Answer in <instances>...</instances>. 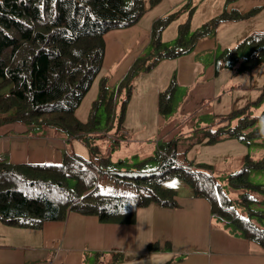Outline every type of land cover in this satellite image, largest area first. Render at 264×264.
<instances>
[{
	"label": "trees",
	"instance_id": "1",
	"mask_svg": "<svg viewBox=\"0 0 264 264\" xmlns=\"http://www.w3.org/2000/svg\"><path fill=\"white\" fill-rule=\"evenodd\" d=\"M158 1L149 0V6ZM234 1L237 0H225L226 6ZM190 4L187 0L186 5ZM262 8L256 6L240 12L225 7L194 30V5L155 18L148 47L133 61L116 89L109 87L107 77L100 75L104 35L137 24L147 11L145 0H0V126L20 123L29 128L58 129L67 137L89 144L90 155L85 158L66 151L56 163H14L0 155V221L42 227L46 221L64 220L75 212L96 216L102 223L132 224L137 210L151 203L169 208L179 206L177 190L164 185L165 180L179 176L190 186L194 197L209 202L212 215L233 224L239 236L264 247V185L249 180L251 169H264V157L254 159L245 155L237 170L230 172V187L240 190L237 198L232 199L215 181L210 165L194 163L185 151L178 152L179 137L160 143L153 156L136 162L132 169H126L123 160L113 163L110 155L100 149L101 145L94 142L103 137L102 119L111 122L109 128L116 121V132L120 131L138 74L150 71L161 60L188 54L199 39L215 34L221 23L249 19ZM178 11H187V18L179 24L173 44L166 45L162 32ZM259 64H264V31H254L236 46L222 50L214 59V71L216 75L226 69L251 71ZM98 74V95L91 103L87 119L82 121L75 111ZM176 89L174 76L157 96L159 113L171 112ZM119 93L125 95L121 100ZM262 122L264 108L257 117L244 122L258 123L257 127L241 134L238 126L232 134L240 135L242 140L259 137L264 142ZM221 135L223 132L209 136L207 142H214ZM151 159L156 162L154 168H148ZM103 176L132 185L135 191L103 192L98 185ZM234 202L244 209L243 214ZM159 248L158 242L148 244L150 250ZM122 255L114 252L97 264L115 263Z\"/></svg>",
	"mask_w": 264,
	"mask_h": 264
},
{
	"label": "crops",
	"instance_id": "2",
	"mask_svg": "<svg viewBox=\"0 0 264 264\" xmlns=\"http://www.w3.org/2000/svg\"><path fill=\"white\" fill-rule=\"evenodd\" d=\"M256 6H264V0H237L226 9L246 12ZM262 13L264 10L258 14ZM154 19L142 17L135 25L113 29L104 35L101 75L107 77L109 87L118 84L137 56L148 47ZM244 22L221 23L215 34L199 39L188 54L161 60L150 71L138 74L133 81L132 95L135 96L136 91L145 93L149 89L146 81L138 89L139 83L142 78L152 79L151 73L156 71L153 79L156 82L152 85L155 106L159 92L174 76L176 92L186 91V96L178 103L182 112L193 111L217 99L218 91L226 84L220 73L226 70L216 75L214 59L236 40L258 30L247 31ZM229 78L232 80L230 72ZM210 110L204 106L195 111ZM162 123L159 137L168 140L176 136L171 131L173 123L166 120ZM29 137L23 124H3L0 126V155L14 163L49 161L36 155ZM66 147L63 144L61 148ZM176 199L179 206L175 208L154 203L139 208L132 224L102 223L96 216L75 212L64 220L46 221L42 227L15 226L0 221V264H97L117 251L122 252L121 259L104 264H264V247L239 236L226 221L212 215L205 198L194 197L191 192L177 193ZM152 242H158L160 248L148 249Z\"/></svg>",
	"mask_w": 264,
	"mask_h": 264
},
{
	"label": "rangeland",
	"instance_id": "3",
	"mask_svg": "<svg viewBox=\"0 0 264 264\" xmlns=\"http://www.w3.org/2000/svg\"><path fill=\"white\" fill-rule=\"evenodd\" d=\"M145 2L147 11L143 18H148V20L150 17L157 18L169 14L183 6L184 10H186L194 5L195 12L193 11V14L195 13V15L194 24L191 25L192 30L221 13L226 7L225 0H190V6L186 5L187 0H160L152 7L149 6V0H145ZM262 10H264V6ZM178 12V15L171 20L162 36V41L166 45L173 44L178 34L179 24L187 18V11ZM258 20H260L259 23H257ZM244 21L243 24H246L247 31L253 29L264 31V13H257ZM227 37L229 38L228 35ZM242 40L243 38L236 40L227 48L236 46ZM153 72L151 77H154L145 80L142 78L138 87L139 89L143 81H146V86L149 89L145 93L136 91L135 96L132 95L127 101L125 117L120 131L116 132V121L113 123L112 128H109L111 122L106 123L105 119H102L101 133L103 137L95 138L94 142L101 145L100 149H102L103 153L110 155L113 163L123 160L126 162L125 168L132 169L136 162L153 156L158 145L163 141H167L163 137L158 136L164 126L162 122L166 120L167 123L174 124L171 129L176 135L174 137H179L178 152L181 154L185 151L186 157L194 161V163L210 165L215 181L222 186L228 196L232 199L237 198L240 190L230 187L228 183L230 172L237 170L238 164L241 163L245 155H250L254 159L264 157V142L261 138L242 140L240 135L232 134L233 129L238 126L241 127L240 133L246 134L259 125L258 123L246 125L244 122L247 119L257 117L264 108V97H261L264 87V64L255 66L251 71L236 70L234 75L229 69L220 73V78L226 84L218 91L217 99H212L204 105L212 109L208 112L195 111L200 110L204 106L198 107L193 111L182 112L178 103L184 99L186 91L179 90L175 92L172 99L171 112L168 114L159 113L157 103L155 106L153 102L152 85L156 82L153 80L156 77V71ZM229 72L232 80L229 78ZM100 75H97L91 88L75 111L76 116L82 121L87 119L91 103L98 95ZM108 79L110 80V78ZM216 81L219 82V80ZM115 87L117 89L118 85ZM118 96L120 100L125 97L124 93L121 95L119 93ZM119 104L121 105V101ZM159 122L162 125H159ZM28 131V135L31 136L29 139L35 145L34 151L36 155L41 156L43 160L58 162L66 151H73L85 158L90 156L89 144L78 138L67 137L65 133L58 129H38L32 126L31 128L28 127ZM218 132H223V135L217 137L214 142H207L210 139L209 136ZM197 140L201 142L191 145ZM63 144L67 146V150H65L66 148L64 150L61 148ZM155 166L156 162L152 159L149 160L148 168H154ZM249 180L252 183L264 185V169H251ZM98 185L101 191L113 194H128L135 191L132 185L117 183L114 179L107 176L101 177ZM164 185L173 186L179 195L191 193L190 186L179 176L165 180ZM234 205L238 212L243 214L244 209L235 202ZM228 225L236 228L231 223H228Z\"/></svg>",
	"mask_w": 264,
	"mask_h": 264
},
{
	"label": "clouds",
	"instance_id": "4",
	"mask_svg": "<svg viewBox=\"0 0 264 264\" xmlns=\"http://www.w3.org/2000/svg\"><path fill=\"white\" fill-rule=\"evenodd\" d=\"M260 132L262 135H264V122L261 123Z\"/></svg>",
	"mask_w": 264,
	"mask_h": 264
},
{
	"label": "snow or ice",
	"instance_id": "5",
	"mask_svg": "<svg viewBox=\"0 0 264 264\" xmlns=\"http://www.w3.org/2000/svg\"><path fill=\"white\" fill-rule=\"evenodd\" d=\"M173 186H175V185L173 184Z\"/></svg>",
	"mask_w": 264,
	"mask_h": 264
}]
</instances>
